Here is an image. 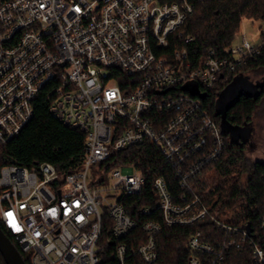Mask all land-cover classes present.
Masks as SVG:
<instances>
[{
	"label": "built area",
	"instance_id": "built-area-1",
	"mask_svg": "<svg viewBox=\"0 0 264 264\" xmlns=\"http://www.w3.org/2000/svg\"><path fill=\"white\" fill-rule=\"evenodd\" d=\"M201 1L0 0V145L29 122L44 87L50 112L85 134L83 156L71 169L61 172L50 162L0 168V222L29 264H160L156 235L199 221L223 237L192 232L185 264H231L227 249L244 246L264 264V212L254 229L246 220L226 221L192 183L226 146L200 95L264 52V23L258 42L243 34L226 55L211 49L193 64L178 43L193 40L182 25ZM124 75L132 79L123 80V89ZM145 140L191 195L175 200L166 180L154 178L155 206L142 205L139 222L127 212V199L142 191L145 175L133 162L107 159ZM91 165L99 169L95 179Z\"/></svg>",
	"mask_w": 264,
	"mask_h": 264
},
{
	"label": "trees",
	"instance_id": "trees-1",
	"mask_svg": "<svg viewBox=\"0 0 264 264\" xmlns=\"http://www.w3.org/2000/svg\"><path fill=\"white\" fill-rule=\"evenodd\" d=\"M243 18L262 20L264 22V0H203L197 2L191 15L182 28L193 36L188 43L179 42L185 46L193 64L203 58L209 50L217 56L226 55V48L238 31ZM264 74V52L255 59L237 69V73L228 77L225 83L221 79L208 88L200 96L209 113L221 123V116L214 115L220 94L244 73ZM264 76V75H263ZM132 79L122 77L123 80ZM260 93L242 94L238 100L225 112V120L230 127L243 130L238 138L225 135L226 146L220 156L207 163L201 172L192 180L195 192L210 205L212 211L226 221L239 222L246 220L248 227H257V217L264 212V160H251L247 153L253 147V123L258 107L264 104V86ZM50 98L48 88L44 87L33 99V114L29 122L17 136L8 143L0 145V168L5 164L22 165L29 168L37 167L42 162L52 163L59 171L75 167L83 156L85 134L79 129L64 124L49 110ZM248 133H244L247 131ZM251 134V135H250ZM251 137V139H249ZM107 162L121 164L133 162L145 175L147 182L142 191L127 199V212L139 222L145 219L139 213L142 205L155 206L156 196L151 187L154 178L162 176L175 200L190 193L183 189L175 174V167L161 154L151 141L127 146L113 151ZM157 213V211H154ZM154 214L146 219H152ZM3 232L14 242L13 236L0 222ZM197 229L202 230L203 239H221L223 232L209 221H199L191 226L164 227L156 235L157 250L160 264H185L189 251L186 239ZM141 233L140 227L133 234ZM227 261L231 264H257L250 256V249L229 248L226 251ZM0 253V264H6ZM26 264L28 257L23 254ZM203 264H210L203 261Z\"/></svg>",
	"mask_w": 264,
	"mask_h": 264
},
{
	"label": "rangeland",
	"instance_id": "rangeland-1",
	"mask_svg": "<svg viewBox=\"0 0 264 264\" xmlns=\"http://www.w3.org/2000/svg\"><path fill=\"white\" fill-rule=\"evenodd\" d=\"M263 23L264 22L262 20L243 18L237 31L239 37L233 38L231 44L234 46L237 45L240 42L241 36L243 34L251 43L258 42L261 35L260 28L262 27ZM263 75L264 74L253 72L246 73L245 75H238L237 80L224 90L223 97L220 100V108L223 109L224 105L232 102L234 97L241 92H257L259 87L263 85L262 81H260L264 78ZM253 127V147L250 148L247 155L251 160H264V104L260 105L256 111ZM249 139H251V137ZM98 173L99 169L97 165H91L88 172L89 178L95 179Z\"/></svg>",
	"mask_w": 264,
	"mask_h": 264
},
{
	"label": "water",
	"instance_id": "water-1",
	"mask_svg": "<svg viewBox=\"0 0 264 264\" xmlns=\"http://www.w3.org/2000/svg\"><path fill=\"white\" fill-rule=\"evenodd\" d=\"M237 77L235 78V80L232 83H234L237 80ZM260 91H261V89H259L255 93L241 92V93L237 94L234 97L232 102L224 105L223 109L220 108V100L223 97V92L224 91L220 94L218 102H217L216 110L214 112V115L215 116H217V115L221 116L220 125H221L223 133H229L230 132L231 137L235 138V139L240 137L243 134V130L238 129V128L230 127L227 124V122L225 120V112L230 106H232L238 100V98L242 94H244V95H253V96L256 97L260 93ZM194 92L196 93L195 90H194ZM200 96H203V95H200ZM248 132L249 131L247 129V131H245L244 133L247 134ZM1 228L2 227L0 226V253L3 255L2 257L4 258L6 264H26L24 259H23V257H22V255L20 254L19 250L16 248V246L13 244L11 239L3 232V230Z\"/></svg>",
	"mask_w": 264,
	"mask_h": 264
},
{
	"label": "flooded vegetation",
	"instance_id": "flooded-vegetation-1",
	"mask_svg": "<svg viewBox=\"0 0 264 264\" xmlns=\"http://www.w3.org/2000/svg\"><path fill=\"white\" fill-rule=\"evenodd\" d=\"M260 81H262V83H263V85L262 86H264V78L263 79H261ZM261 87H259V89H260Z\"/></svg>",
	"mask_w": 264,
	"mask_h": 264
},
{
	"label": "snow or ice",
	"instance_id": "snow-or-ice-1",
	"mask_svg": "<svg viewBox=\"0 0 264 264\" xmlns=\"http://www.w3.org/2000/svg\"><path fill=\"white\" fill-rule=\"evenodd\" d=\"M9 216H11L12 214L11 213H8ZM17 231H19V229L17 228Z\"/></svg>",
	"mask_w": 264,
	"mask_h": 264
}]
</instances>
